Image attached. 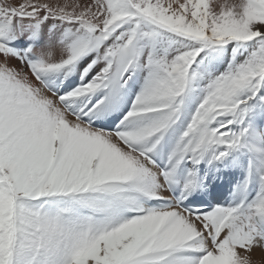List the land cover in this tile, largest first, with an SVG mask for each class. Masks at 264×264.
I'll use <instances>...</instances> for the list:
<instances>
[{"label":"snow or ice","instance_id":"snow-or-ice-1","mask_svg":"<svg viewBox=\"0 0 264 264\" xmlns=\"http://www.w3.org/2000/svg\"><path fill=\"white\" fill-rule=\"evenodd\" d=\"M0 264H264V0H0Z\"/></svg>","mask_w":264,"mask_h":264}]
</instances>
